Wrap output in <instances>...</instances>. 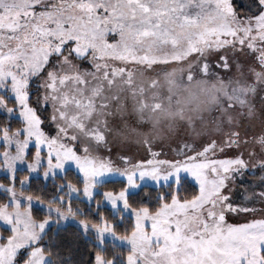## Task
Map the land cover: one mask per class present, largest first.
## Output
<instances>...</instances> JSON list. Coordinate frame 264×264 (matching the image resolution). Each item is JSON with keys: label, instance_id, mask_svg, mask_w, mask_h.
Listing matches in <instances>:
<instances>
[{"label": "snow or ice", "instance_id": "6c2138e0", "mask_svg": "<svg viewBox=\"0 0 264 264\" xmlns=\"http://www.w3.org/2000/svg\"><path fill=\"white\" fill-rule=\"evenodd\" d=\"M0 264H264V0H0Z\"/></svg>", "mask_w": 264, "mask_h": 264}]
</instances>
